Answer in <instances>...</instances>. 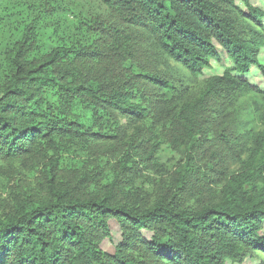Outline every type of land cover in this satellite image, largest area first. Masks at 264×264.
<instances>
[{"label": "trees", "instance_id": "16d2710c", "mask_svg": "<svg viewBox=\"0 0 264 264\" xmlns=\"http://www.w3.org/2000/svg\"><path fill=\"white\" fill-rule=\"evenodd\" d=\"M98 1L143 28L192 77L211 60L222 62V55L231 66L186 101L181 90L149 73L112 27H85L91 42L69 41L56 30L58 46L42 51L36 27L24 25L5 54L0 82V161L36 157L45 186L41 197L4 208L0 264H242L264 255V89L251 81L256 71L264 78V63L258 41L243 38L231 18L236 13L262 28L264 13L250 0H242L246 12L234 0ZM242 97L256 106L261 129L250 135L239 172L217 171L224 184L215 203L188 208L173 196L135 207L118 194L116 179L98 183L61 175L65 149L116 137L110 134L116 131L113 114L132 124L177 128L178 148H186L185 168L192 171L204 163L197 145L210 127L212 102L233 104ZM143 147L132 154L136 147L130 145L116 169L152 161L158 144ZM110 222L120 231L113 254L101 248L112 240Z\"/></svg>", "mask_w": 264, "mask_h": 264}, {"label": "rangeland", "instance_id": "374dc122", "mask_svg": "<svg viewBox=\"0 0 264 264\" xmlns=\"http://www.w3.org/2000/svg\"><path fill=\"white\" fill-rule=\"evenodd\" d=\"M245 11L242 0H234ZM253 7L264 13L263 0H250ZM231 18L238 24L243 38H255L260 45V60L264 63V19L258 28L234 13ZM36 27L37 44L42 51H51L59 44L56 30H63L69 41L91 42L94 38L85 27L100 23L112 27L127 40L132 51L147 71L169 81L181 90L184 100L195 99L205 88L206 82L223 74L230 62L222 55V62L211 60L209 67L198 77L168 59L150 35L141 27L123 21L114 11L98 0H1L0 4V82L3 78L5 54L21 37L24 25ZM85 28V29H84ZM253 84L264 89V78L255 72ZM176 99V98H175ZM256 106L251 98H238L233 104L213 101L209 110L210 127L203 139H198L197 149L204 163H195L192 171L185 168L184 146L178 148L177 128L170 125H154L148 122L132 124L126 118L113 114L115 138L91 143L88 147L73 146L65 149L61 175L65 180H97L98 183L119 182L118 194L133 206H152L159 199L178 198L186 207L215 203L224 181L216 175L221 170L226 174L239 172L240 159L250 146V135L260 130L256 121ZM158 144L152 161H139L131 170L116 169L124 159L126 149L138 153ZM142 153V151H141ZM143 156V155H142ZM45 164V163H44ZM192 164L189 166V170ZM212 167V168H211ZM211 168V170H209ZM44 165L36 157L4 162L0 161V215L4 208L28 196L44 194ZM182 185L179 190L176 188ZM257 190L261 184L257 183ZM112 240H105L101 248L108 254L120 240L117 223L110 222ZM148 237V234H145ZM264 263L259 253L242 264Z\"/></svg>", "mask_w": 264, "mask_h": 264}]
</instances>
